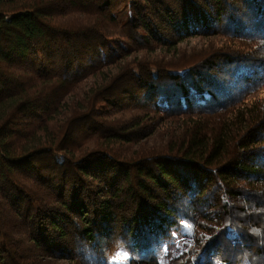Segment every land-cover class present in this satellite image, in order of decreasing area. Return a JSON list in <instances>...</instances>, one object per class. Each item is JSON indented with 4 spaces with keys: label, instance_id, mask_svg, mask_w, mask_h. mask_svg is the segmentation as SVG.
<instances>
[{
    "label": "trees",
    "instance_id": "1",
    "mask_svg": "<svg viewBox=\"0 0 264 264\" xmlns=\"http://www.w3.org/2000/svg\"><path fill=\"white\" fill-rule=\"evenodd\" d=\"M121 247L264 264V0H0V264Z\"/></svg>",
    "mask_w": 264,
    "mask_h": 264
},
{
    "label": "rangeland",
    "instance_id": "2",
    "mask_svg": "<svg viewBox=\"0 0 264 264\" xmlns=\"http://www.w3.org/2000/svg\"><path fill=\"white\" fill-rule=\"evenodd\" d=\"M111 42L115 46H119V44H120L118 39H113ZM183 46H185V49L188 50V51L193 49V48L197 49V50H202V49H205V48H207L209 46V42L207 41V39H203V38H192V39L186 41L185 43H183ZM125 50H127L126 47H125ZM163 53H164L163 50H158V51H156V53H154L152 55L156 56V55L163 54ZM90 86L91 85H87L86 88H89ZM168 126L169 127H178L179 124L170 123ZM182 231L185 232L187 235H190V234L193 233L191 227L188 226V225H184ZM185 241H188V240L185 239ZM128 258H129L128 253L125 251L124 248L121 247L116 252V255H115L114 259H113L112 264H128ZM56 264H64V263L63 262H61V263L58 262Z\"/></svg>",
    "mask_w": 264,
    "mask_h": 264
},
{
    "label": "snow or ice",
    "instance_id": "3",
    "mask_svg": "<svg viewBox=\"0 0 264 264\" xmlns=\"http://www.w3.org/2000/svg\"><path fill=\"white\" fill-rule=\"evenodd\" d=\"M177 254H178V256H183L184 255V253L179 251V250H178Z\"/></svg>",
    "mask_w": 264,
    "mask_h": 264
}]
</instances>
